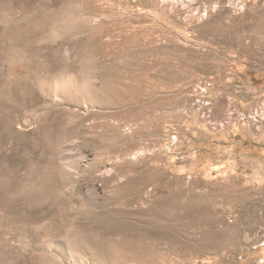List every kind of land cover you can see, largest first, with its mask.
Here are the masks:
<instances>
[{
  "label": "rangeland",
  "instance_id": "rangeland-1",
  "mask_svg": "<svg viewBox=\"0 0 264 264\" xmlns=\"http://www.w3.org/2000/svg\"><path fill=\"white\" fill-rule=\"evenodd\" d=\"M0 264H264V0H0Z\"/></svg>",
  "mask_w": 264,
  "mask_h": 264
}]
</instances>
